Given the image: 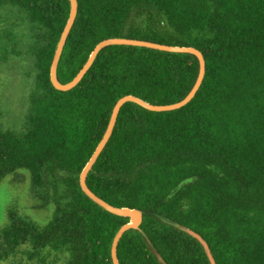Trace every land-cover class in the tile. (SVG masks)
<instances>
[{
	"label": "trees",
	"instance_id": "16d2710c",
	"mask_svg": "<svg viewBox=\"0 0 264 264\" xmlns=\"http://www.w3.org/2000/svg\"><path fill=\"white\" fill-rule=\"evenodd\" d=\"M69 7L0 0V66L17 74L21 104L0 121V183L27 172L46 210L39 218L15 201L5 207L0 263L113 264L111 243L128 217L90 199L80 172L120 97L176 102L198 74L191 53L108 45L73 88L55 89L49 69ZM109 37L193 46L205 64L178 109L125 102L87 173L98 197L142 212L117 243L119 264H210L179 226L202 236L216 264H264V0H77L57 78L70 81Z\"/></svg>",
	"mask_w": 264,
	"mask_h": 264
},
{
	"label": "water",
	"instance_id": "95a60500",
	"mask_svg": "<svg viewBox=\"0 0 264 264\" xmlns=\"http://www.w3.org/2000/svg\"><path fill=\"white\" fill-rule=\"evenodd\" d=\"M69 5H70L69 15H68L67 21L64 25V28L61 31L59 39L57 41L56 48H55V51H54V54L52 57V61L50 64V69H49V80H50L52 86L57 90L66 91V90L73 88L80 81V79L83 77L85 72L89 69V67L91 66L92 62L94 61L97 53L103 47L108 46V45H132V46L148 47V48L158 49V50L168 51V52L191 53L197 57L198 63H199L198 74H197V77H196V80H195L193 86L191 87L189 92L182 99H180L176 102H172V103H168V104H152V103H148L146 101H143L142 99H140L134 95H124V96L120 97L115 102V104L112 108L107 127H106L100 141L98 142V144L95 147L91 157L86 162V164L84 165V167L82 168V170L80 172V175H79L80 187H81L82 191L90 199H92L95 203H97L98 205H100L101 207H103L104 209H106L107 211H109L113 214L128 217V222L122 224L119 227V229L115 233L113 240H112V243H111L112 263L113 264H119L118 258H117V253H116L117 243H118L120 237L122 236V234L124 233V231H126L130 228H133V229L139 228V225L142 221V212L137 208L113 206V205L109 204L108 202H106L105 200L98 197L95 193H93L90 190V188L86 184L87 173L91 169V167H92L93 163L95 162L97 156L99 155L102 148L104 147L107 140L109 139V137L112 133L118 112H119L121 106L125 102H128V101L135 102V103L141 105L142 107H144L148 110H151V111H169V110L178 109V108L184 106L186 103H188L193 98V96L195 95L197 89L199 88V86L202 82V79L204 76V71H205L204 58H203L201 51L198 50L197 48L193 47V46L168 45V44L156 43V42H152V41H148V40H144V39H136V38L109 37V38H105V39L99 41L94 46L89 57L87 58V60L83 64V66L80 68V70L77 72V74L70 81L63 83L57 78V64H58L64 43H65L66 37L69 33V30L73 24V21H74L75 15H76L77 0H69ZM179 227L182 230L186 231L187 233L191 234L192 236L196 237L200 241L202 246L204 247L205 253L208 257L210 264H216L212 254L210 252L209 246H208L207 242L202 238V236L190 228H187L184 226H179Z\"/></svg>",
	"mask_w": 264,
	"mask_h": 264
},
{
	"label": "rangeland",
	"instance_id": "374dc122",
	"mask_svg": "<svg viewBox=\"0 0 264 264\" xmlns=\"http://www.w3.org/2000/svg\"><path fill=\"white\" fill-rule=\"evenodd\" d=\"M17 80L18 76L13 70L0 66V107L1 110H4L0 121L5 122L8 117L11 121V115H16L15 113L21 107L19 102L20 88ZM11 201H15L17 207L24 209L32 216L41 218L46 214V210L39 209L36 205L37 203L31 193L29 176L25 171L20 170L11 176L9 175L0 183V222H2L5 207Z\"/></svg>",
	"mask_w": 264,
	"mask_h": 264
}]
</instances>
